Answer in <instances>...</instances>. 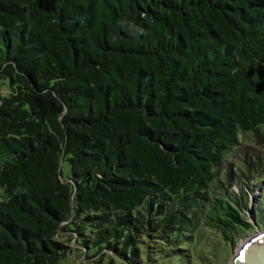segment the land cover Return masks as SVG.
<instances>
[{
  "label": "trees",
  "instance_id": "16d2710c",
  "mask_svg": "<svg viewBox=\"0 0 264 264\" xmlns=\"http://www.w3.org/2000/svg\"><path fill=\"white\" fill-rule=\"evenodd\" d=\"M243 135L264 0H0V264H190L203 223L264 226V158L223 172Z\"/></svg>",
  "mask_w": 264,
  "mask_h": 264
},
{
  "label": "rangeland",
  "instance_id": "374dc122",
  "mask_svg": "<svg viewBox=\"0 0 264 264\" xmlns=\"http://www.w3.org/2000/svg\"><path fill=\"white\" fill-rule=\"evenodd\" d=\"M254 156H260L264 158V147L258 144L250 135H243L242 144L239 145V148L233 152V157L229 158V161L223 166V172L225 177L229 178L230 191L237 193L239 189L244 188L243 183L238 181L240 174H243L245 171L243 161L250 160ZM237 165V166H236ZM242 170V173H239V170ZM68 171L67 165L63 166L64 177ZM245 183V181H244ZM251 183H248L247 186H250ZM264 185V181L262 183ZM221 192V191H220ZM224 192V191H223ZM222 192V193H223ZM248 193V209H253L256 204V201L259 199L260 191L255 190L254 192ZM251 205V206H250ZM246 217L251 223V228L249 231L240 232L235 235L231 242L225 241L223 235L216 229L207 226L203 223L202 226L198 229L197 239L199 242V252L192 255V261L190 264H229L231 262L232 256L235 254L240 244L245 241V239L254 236L257 233L264 231V226L255 224V219L251 216V211L246 212ZM150 242V243H149ZM149 245L154 248L151 250H158L160 244H151L153 241H149ZM159 243V242H158ZM72 251L61 264H93L96 258H86L88 254H82L76 246L71 245ZM144 252V251H143ZM84 256V257H83ZM167 264H175V261H168ZM104 263V260L102 262ZM118 264V263H117Z\"/></svg>",
  "mask_w": 264,
  "mask_h": 264
},
{
  "label": "water",
  "instance_id": "95a60500",
  "mask_svg": "<svg viewBox=\"0 0 264 264\" xmlns=\"http://www.w3.org/2000/svg\"><path fill=\"white\" fill-rule=\"evenodd\" d=\"M63 162L64 157L62 156L58 168V175L61 180ZM229 264H264V231L245 239L232 256Z\"/></svg>",
  "mask_w": 264,
  "mask_h": 264
}]
</instances>
